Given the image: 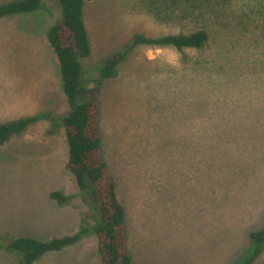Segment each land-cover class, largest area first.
Here are the masks:
<instances>
[{"label":"rangeland","instance_id":"obj_1","mask_svg":"<svg viewBox=\"0 0 264 264\" xmlns=\"http://www.w3.org/2000/svg\"><path fill=\"white\" fill-rule=\"evenodd\" d=\"M111 4L85 19L88 89L102 79L105 59L128 51L137 35L204 28L211 36L201 51L136 46L118 76L103 81L102 147L133 264H236L251 233L264 231V0ZM62 17L59 0H43L34 13L0 19V124L40 118L0 146L1 244L74 236L101 223L69 167L71 106L48 41ZM53 192L69 201L58 204ZM20 262L0 248V264ZM35 264H102L98 236L91 231ZM254 264H264V252Z\"/></svg>","mask_w":264,"mask_h":264},{"label":"trees","instance_id":"obj_2","mask_svg":"<svg viewBox=\"0 0 264 264\" xmlns=\"http://www.w3.org/2000/svg\"><path fill=\"white\" fill-rule=\"evenodd\" d=\"M63 17L57 21L48 34V41L56 53L63 78L64 91L69 99L71 111L64 120L69 146V167L78 187L91 193L95 205L93 211L101 213V223L92 229L83 228L74 236L40 241L31 237L11 239L0 248L17 253L20 264H35L44 254L60 251L79 242L85 235L95 231L99 239V252L102 264H133L128 247L126 211L117 195V185L108 171L104 159L101 133L102 87L103 81L118 76V68L125 60L128 51L136 46H172L179 52L186 49L203 50L211 41L204 28L190 34L168 35L154 39L137 35L126 52L115 53L106 58L102 68V79L93 89L83 84L85 68L83 61L92 54V45L84 19L86 1L59 0ZM43 0H18L0 6V19L15 15L34 13L40 10ZM87 97L86 101L82 99ZM39 117L20 119L0 124V146L11 137L25 132ZM50 198L62 205L69 198L60 192H53ZM86 201V204L90 200ZM98 206V208L96 207ZM251 245L246 255L236 264H254L264 252V231L250 235Z\"/></svg>","mask_w":264,"mask_h":264},{"label":"crops","instance_id":"obj_3","mask_svg":"<svg viewBox=\"0 0 264 264\" xmlns=\"http://www.w3.org/2000/svg\"><path fill=\"white\" fill-rule=\"evenodd\" d=\"M55 2V0H53ZM104 1L107 0H91V1H86L85 3V7H84V19H86L87 17L92 16V9L93 7H97L100 6L101 3H103ZM110 1V5L113 7L114 5H112L111 3L114 2V0H109ZM108 7H110L108 5Z\"/></svg>","mask_w":264,"mask_h":264}]
</instances>
